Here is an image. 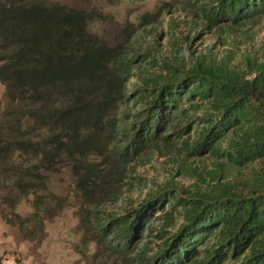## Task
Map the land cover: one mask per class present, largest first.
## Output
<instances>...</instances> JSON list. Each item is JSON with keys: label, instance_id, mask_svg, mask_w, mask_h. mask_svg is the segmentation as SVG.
<instances>
[{"label": "trees", "instance_id": "16d2710c", "mask_svg": "<svg viewBox=\"0 0 264 264\" xmlns=\"http://www.w3.org/2000/svg\"><path fill=\"white\" fill-rule=\"evenodd\" d=\"M160 11L166 29L108 44L94 13L0 0V166L15 192L0 217L36 250L72 210L87 264H264V0ZM161 159L168 181L132 198ZM60 162L71 197L48 184Z\"/></svg>", "mask_w": 264, "mask_h": 264}, {"label": "rangeland", "instance_id": "374dc122", "mask_svg": "<svg viewBox=\"0 0 264 264\" xmlns=\"http://www.w3.org/2000/svg\"><path fill=\"white\" fill-rule=\"evenodd\" d=\"M49 2H57L63 5L74 7L76 9H82L90 14H95L99 16L100 19L104 18L110 21L113 25L112 28H105L102 30V36L104 37L106 43L112 44L117 38L121 41H126L128 35L131 32L144 34L154 29L163 30L167 27V22L174 17V14L169 15L167 11H160L161 4L165 0H45ZM150 13L147 18L149 24H141L140 16L142 14ZM157 13V15H156ZM161 19L164 20L163 26H160ZM93 21V20H92ZM95 23V22H94ZM91 24V23H90ZM96 26L97 24H91ZM128 25L132 26V29L129 30L127 34L125 29L128 28ZM143 25L147 26L146 30L143 28ZM93 27V26H92ZM91 29V27L89 26ZM264 31L260 33V37H263ZM160 42H164L159 39ZM131 83H135L133 80ZM132 84L128 85L129 92L134 90ZM3 94L4 89L0 83V110L3 108ZM117 113L118 110H117ZM87 151H93L97 148V144L89 141L86 144L79 145ZM15 173L10 171L11 176ZM138 174H140L145 180L147 186H145L142 191L138 190L137 192L131 194V197L138 199L144 197L145 193L151 191L156 193L158 190H161V187L168 181L170 178L169 166L165 164L163 159L159 162L153 161L151 164L140 167L138 169ZM48 184L51 190L59 195H70L71 189L74 187V179L71 176L70 168L65 162H60L56 166L55 172H49ZM8 175H4L1 171L0 166V203L2 197L12 196L15 192L10 188V183H6ZM140 198V199H141ZM1 207V205H0ZM8 212L6 207L0 208V212ZM22 216H26L31 212L30 207L22 203L16 210ZM0 224L5 229L8 227L0 217ZM76 219L73 216V211L66 209L63 211L57 218L53 221L46 223V233L47 237L44 242L36 250L32 247L31 243L26 244L28 249L33 252L32 257L26 258V251H21L20 256L16 260H19L21 264H86L81 260L79 254L74 251L73 245L78 241L79 234L75 231ZM16 236L18 234V230ZM4 236L6 234L4 233ZM25 242V241H24ZM93 246L90 247V252H93ZM11 256V255H10ZM35 261V262H34Z\"/></svg>", "mask_w": 264, "mask_h": 264}, {"label": "crops", "instance_id": "0c3cea01", "mask_svg": "<svg viewBox=\"0 0 264 264\" xmlns=\"http://www.w3.org/2000/svg\"><path fill=\"white\" fill-rule=\"evenodd\" d=\"M4 233L6 236H4ZM16 234L15 228L8 226L4 229L0 224V264H12L14 259L20 257L18 254H21V251L24 250L26 251L25 257L27 259L32 257L33 252L26 246L27 242H24L21 236H16Z\"/></svg>", "mask_w": 264, "mask_h": 264}, {"label": "built area", "instance_id": "2783aa9c", "mask_svg": "<svg viewBox=\"0 0 264 264\" xmlns=\"http://www.w3.org/2000/svg\"><path fill=\"white\" fill-rule=\"evenodd\" d=\"M12 264H21V262L19 261L18 263L16 262V263H12Z\"/></svg>", "mask_w": 264, "mask_h": 264}]
</instances>
